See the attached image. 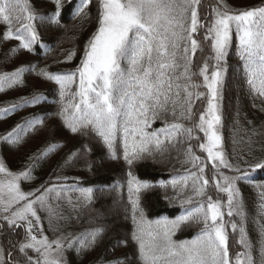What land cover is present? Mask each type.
Segmentation results:
<instances>
[{
    "label": "trees",
    "instance_id": "obj_1",
    "mask_svg": "<svg viewBox=\"0 0 264 264\" xmlns=\"http://www.w3.org/2000/svg\"><path fill=\"white\" fill-rule=\"evenodd\" d=\"M230 2L201 0L198 12L205 27L197 34L199 40L203 41L207 26L214 18V8L238 13L264 7V0H246L241 7L232 6ZM79 6L80 0H59V8L55 0H20L12 14L11 25L0 21V75L25 69L19 83L0 91V151L5 156L3 161L7 170L16 174L28 173V179H20L22 190L35 193L30 195L32 199L44 195L42 203H35L37 215L48 238L60 235L64 239L65 264H142L138 244L132 239L136 226L128 181L133 177L149 184L147 189L132 197L138 198L137 219L143 213L148 222H174L201 205L206 210L211 197L221 206L220 222L224 226L232 264L238 253L249 254L253 264H264L261 256L264 247V167H256L264 164V96L254 93L246 82L243 61L237 54L234 26L227 55L221 61L224 83L220 90L221 123L218 128L221 152L231 167L220 165L219 161L215 162L217 167H213L207 153L199 148L203 132L195 125L199 124L202 108L207 102V89L198 75L192 78L200 85L192 89V118H183V109L179 106L182 100L178 101L175 115L169 105L167 113H161L156 119L150 117V126H143L145 132L157 133L164 143L159 150L150 145L149 153L129 165L124 159L123 132L117 133L112 153L95 133H72L58 115L61 108L59 85L39 75L41 70L52 74L73 73L80 66L85 48L99 26V0H87V7L76 15ZM28 11L36 17L31 23L38 37L31 50L22 48L18 39H4L9 30L17 34L16 29L25 22L23 17ZM210 43H203V52H197L193 72H198L204 60L212 55ZM215 63L209 60L210 67ZM33 66L35 70H32ZM78 83L77 73L65 103L73 100ZM180 83L183 85L185 81ZM196 93L204 95L196 99ZM37 95L41 97L39 102L28 103ZM14 105L17 107L13 108ZM37 119L40 122L34 127L25 131L17 128ZM172 123H179L183 129L191 128V138L181 130L169 140L159 131ZM13 129L19 134L17 141L6 142L3 137ZM200 168H204L203 173ZM201 175L209 181L206 186L199 180ZM224 177H228L229 182L238 177L234 181L238 195L234 196L231 216L228 215V193L221 190L227 187ZM198 188L203 189V194H197ZM44 189L51 191L44 192ZM88 189L91 191L87 192ZM1 212L3 264H9V261L15 264L24 259L19 244L27 237L22 228H9L3 218L5 214ZM241 228L248 247L239 243ZM203 229V216H194L180 222L172 230L171 239L177 244L190 241ZM96 230L100 233L89 245L90 234ZM117 240L126 243L117 246ZM9 251L13 256L7 255ZM27 255L33 260L39 259V254L31 249L27 250Z\"/></svg>",
    "mask_w": 264,
    "mask_h": 264
},
{
    "label": "snow or ice",
    "instance_id": "obj_2",
    "mask_svg": "<svg viewBox=\"0 0 264 264\" xmlns=\"http://www.w3.org/2000/svg\"><path fill=\"white\" fill-rule=\"evenodd\" d=\"M55 2L59 8V0ZM19 4L20 0L15 2L0 0V21L10 26L12 14ZM200 4L201 0H99V26L86 46L84 58L76 72L52 74L41 70L39 73L59 85L61 108L58 115L65 126L72 133L81 131L95 133L102 139L110 153L113 152L117 133L122 131L124 159L131 165L144 153L150 152V145L159 150L164 143L157 133L145 132L143 126H150V117L156 119L161 113H167L169 105L175 115L178 101L182 100L183 103L179 106L183 109V118H192V89L200 87L192 78L198 75L203 79V87L207 89V107L200 114L199 124L195 125L207 139V143L201 144L200 148L207 152L208 160L213 162V167H217L216 161H219L220 165L231 167L226 164L221 152L214 151L221 144V137L217 132V126L221 123L218 101L224 83L221 61L227 55L234 26L238 41L237 54L243 61L246 82L254 93L264 96V7L238 13L221 11L219 7L214 8L212 10L214 18L207 26L201 41L197 34L205 26L200 22L198 12ZM86 7L87 0H80V6L75 14H81ZM35 19V15L28 11L23 17L25 22L16 29L17 34L9 30L5 33L4 39H18L22 48L31 50L38 39L31 23ZM208 41L211 42L212 55L204 60L198 72H193L196 54L203 52L202 45ZM209 60L216 63L210 67ZM32 70H35L34 66ZM24 71V68H20L11 74L0 75V91L19 83ZM77 73L79 83L73 100L65 103V97ZM181 80L185 81L183 85L180 83ZM202 95L204 94L196 93V99ZM40 100L41 97L37 95L28 103ZM15 107L17 106L14 105L13 108ZM39 122L37 119L28 122L25 127L18 125L17 128L25 131ZM181 130L186 131L191 138L192 129H183L179 123L166 125L159 131L170 140ZM18 136L16 129H13L3 139L15 143ZM256 167H264V164H258ZM199 171L203 173L204 168H200ZM0 174L11 176L6 183H0V191L6 189L8 193L7 201L0 199V204L3 205L0 211L9 213L13 205L25 202L23 206L3 217L9 228L22 227L18 221H24L28 225L26 241L19 244V252L24 259L16 261L15 264H60L59 260L49 259L45 253L52 249L53 244L57 250L60 249L61 243L59 241L50 243L46 237L37 239L32 233L33 226L28 219L31 216L39 222L33 205L37 202L42 203L44 195L29 200V195L34 196L35 193L25 194L20 191L17 181L21 177L28 179L27 172L13 175L0 164ZM223 179L227 187L221 190L228 193V215L231 216V205L234 196L238 195L234 181L238 177L232 178V182H229L228 177ZM199 180L203 181L205 186L209 183L203 175L199 176ZM128 185L129 199L133 207V223L136 226L132 239L138 244L142 264H161L162 261L163 264H232L224 226L220 222L222 212L219 202H213L209 197L206 210L201 205L174 222L166 220L148 222L144 220L143 213L137 219L135 212L138 198L132 197L147 189L149 184L133 177L129 179ZM217 187L220 188L219 182ZM48 191L51 190L44 189V192ZM196 191L198 195L203 194L202 188ZM194 216H203L202 232L190 241H182L179 244L173 242L172 230L180 222ZM232 228L235 231L236 225L233 224ZM240 232L239 243L248 247L244 229L241 228ZM99 233L100 230H96L90 234L92 239L88 241L89 245L95 242ZM121 243L126 241L116 242L117 246ZM28 249L44 256L43 261L33 260L27 255ZM3 255L4 253L0 251V264H3ZM7 255L11 257L13 253L9 251ZM261 256L264 257V247L261 249ZM9 264L12 262L9 261ZM235 264H253V261L249 254L238 253Z\"/></svg>",
    "mask_w": 264,
    "mask_h": 264
},
{
    "label": "rangeland",
    "instance_id": "obj_3",
    "mask_svg": "<svg viewBox=\"0 0 264 264\" xmlns=\"http://www.w3.org/2000/svg\"><path fill=\"white\" fill-rule=\"evenodd\" d=\"M230 1H231L230 3L232 4V6L236 4V6L239 5V7H241L242 5H244L243 3L246 2V0H230ZM218 104H219V115L221 116V114H220V111H221L220 100L218 101ZM206 107H207V102H205V104H204V106H203V108H202V109H203L202 113L205 111ZM202 113H201V114H202ZM218 128H219V125L217 126V132H218V134H219V130H218ZM219 135H220V134H219ZM220 137H221V136H220ZM206 143H207V139H206V137L204 136V133H203V137H202V140H201V142H200V144H199V148H200V145H201V144H206ZM200 149H201V148H200ZM202 151H203V150H202ZM214 151L221 152V144H220L219 148L214 149ZM205 152H206V151H205ZM206 153H207V152H206ZM221 153H222V152H221ZM4 157H5V156H4L3 153L0 151V164H2V165L4 166V168L7 170V168H6L5 165H4V161H3ZM7 172H8V173H11V174H13V175H19V174H16V172H14V171H9V170H7ZM9 179H11V176H5L4 174H0V183H6V181L9 180ZM17 183H18V185H19V189H20V191L23 192V193H25V194H28V193H26L24 190H22V188H21V186H20V180L17 181ZM28 198H29V200H33L32 198H30V195H29ZM0 199H3L4 201H7V199H8V193H7V190H6V189H3L2 191H0ZM24 203H25L24 201H21L19 205H13L12 209H10L9 212L15 210V209L18 208V207L23 206ZM33 207H34V209L36 210V208H35V204L33 205ZM2 208H3V205L0 204V209H2ZM1 213L7 215V213H4V212H1ZM36 213H37V211H36ZM37 216H38V215H37ZM102 216H103V215H102ZM28 219L31 221V224H32V226H33V227H32V233H33V235H35V236L37 237V239H41V238L46 237L47 240H48V242H50V243L53 242V241H59V242L61 243V245H63V240H64V239H62V236H60V235H56V236H54L53 238H48V237L43 233V230H42V226H41V222H40V220H39V222H37V220L34 219V218H32L31 216H29ZM18 223L23 225L22 227H18V228H22V229L24 230V232H25L26 237H27V228H28V225H27L24 221H18ZM62 249H63V246H62L60 249L57 250L55 244H53V245H52V249H51L49 252L45 253V255H47L49 259H57V260H59L60 264H65V262H64V258H63V253H62ZM42 251H43V249H42ZM38 258H39L41 261H43L44 256H40V255H39Z\"/></svg>",
    "mask_w": 264,
    "mask_h": 264
}]
</instances>
